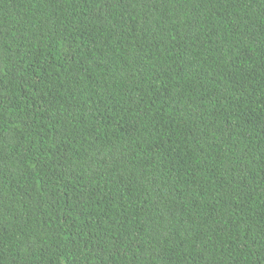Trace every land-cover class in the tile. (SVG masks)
<instances>
[{"label":"trees","instance_id":"obj_1","mask_svg":"<svg viewBox=\"0 0 264 264\" xmlns=\"http://www.w3.org/2000/svg\"><path fill=\"white\" fill-rule=\"evenodd\" d=\"M0 264H264V0H0Z\"/></svg>","mask_w":264,"mask_h":264}]
</instances>
